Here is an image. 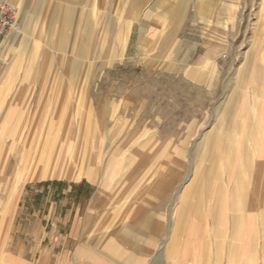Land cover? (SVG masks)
<instances>
[{"label":"crops","instance_id":"0c3cea01","mask_svg":"<svg viewBox=\"0 0 264 264\" xmlns=\"http://www.w3.org/2000/svg\"><path fill=\"white\" fill-rule=\"evenodd\" d=\"M142 28L133 52L148 54L149 67L168 70L184 85L161 98L150 94L147 109L141 95L129 100L123 92L117 107L104 100L94 105L87 95L96 90L77 87L87 84L77 80L2 82L13 86L19 103L11 131L67 137L56 145L55 167L26 176L37 184L30 192L40 201L35 218L26 219L35 231L0 238V264H264V110L251 124L243 116L236 122L233 106L216 110L221 42L212 31L197 39L178 36L176 28L159 41L154 14ZM10 36L16 35L5 40ZM75 38L72 51H84L87 33ZM124 41L116 37L115 52L124 50ZM156 51L163 61L151 59ZM33 95L52 108L27 109ZM69 97L79 106L63 108L60 101ZM71 148L78 153L63 170Z\"/></svg>","mask_w":264,"mask_h":264},{"label":"rangeland","instance_id":"374dc122","mask_svg":"<svg viewBox=\"0 0 264 264\" xmlns=\"http://www.w3.org/2000/svg\"><path fill=\"white\" fill-rule=\"evenodd\" d=\"M7 1L17 10L20 33L12 45L14 36L6 39L0 49V56H7L5 61L0 60L1 239L25 237L35 231L29 224L35 218L31 212L40 201L30 191L37 184L26 183L25 178L28 173H33L45 147L42 158L46 159L47 152L56 157L61 152L56 148L57 143L67 137V133L60 132L11 131L10 114L19 103L11 96L13 86L2 83L7 82V78L22 77L34 81L45 78L48 82L56 77L87 82L90 84L77 87L96 90V96L88 98L87 95V101H94V105L104 100L115 107L120 100L118 94L123 92L129 100L132 95L134 98L141 95L140 104L147 109L150 94L155 93L161 98L165 90L174 94L184 88L168 70L149 67L145 63L148 54L133 52L138 33L142 34V25L149 14H154L159 41L171 36L176 28L180 29L178 36L194 35L197 38L201 33L212 31L219 37L217 93L220 99L216 110L224 104L230 109L233 106L232 113L236 111L238 116L236 122L240 123L243 116L242 123L250 124L255 123V116L264 110V0H20L17 6L13 1ZM133 23L136 24L134 28ZM28 24L33 36H27L28 28L24 26ZM84 24H87L86 29L82 27ZM176 24L182 25L179 28ZM76 25L80 27L76 28ZM84 33H87V46L80 47L84 51L73 52L75 47L69 43L76 40L75 34ZM117 36H124L126 46L121 52H115ZM50 45L59 51L41 52ZM27 54L32 57L29 61ZM164 55L158 51L150 54L151 59L157 61H163ZM172 58L178 60L179 55ZM167 59L170 58L167 56ZM71 98L60 101L61 106H79L80 101ZM51 104L33 95L25 105L27 109H37L52 108ZM128 108L131 105L128 104ZM263 118L264 115L259 123L264 124ZM4 127H7L5 131ZM67 151L69 154L72 151L73 157L78 153L75 154L72 148ZM80 152L84 155L87 148H81ZM25 222L29 228L25 224L20 228Z\"/></svg>","mask_w":264,"mask_h":264},{"label":"built area","instance_id":"2783aa9c","mask_svg":"<svg viewBox=\"0 0 264 264\" xmlns=\"http://www.w3.org/2000/svg\"><path fill=\"white\" fill-rule=\"evenodd\" d=\"M19 33L15 6L7 0H0V49L8 34L18 35Z\"/></svg>","mask_w":264,"mask_h":264},{"label":"bare ground","instance_id":"6f19581e","mask_svg":"<svg viewBox=\"0 0 264 264\" xmlns=\"http://www.w3.org/2000/svg\"><path fill=\"white\" fill-rule=\"evenodd\" d=\"M11 3V2H10ZM23 23V22H22ZM24 27H27V28H29L30 26H29V24L28 25H26V26H24ZM17 36V35H16ZM14 38H15V36H14ZM4 57H7L6 55L5 56H0V60H2V61H5V58ZM15 134V132H13V135ZM46 146V145H45ZM45 149H47L46 147H45ZM45 149H44V151H42V154L40 155V157H39V160L37 161V163L35 164V166H34V168H35V170L33 169V173H41V172H45L47 169H49V168H53V167H55L56 165H55V163H56V161L55 160H57V158H58V160H59V158L61 157V152L56 156V157H54L55 155L54 154H52V155H50V152H47V156H46V159H44V158H42L43 156H44V153H45ZM72 151H70V154H69V152L67 151L65 154H64V162H63V169L66 167V163H68V159H70V158H72L73 156H72ZM56 158V159H55ZM63 158V157H62Z\"/></svg>","mask_w":264,"mask_h":264}]
</instances>
